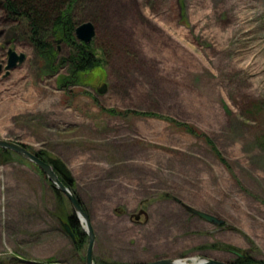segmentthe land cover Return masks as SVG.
<instances>
[{"label": "rangeland", "instance_id": "rangeland-1", "mask_svg": "<svg viewBox=\"0 0 264 264\" xmlns=\"http://www.w3.org/2000/svg\"><path fill=\"white\" fill-rule=\"evenodd\" d=\"M74 13L95 26L100 59L76 81L66 42L50 41L47 59L0 9V139L66 164L95 264L234 262L227 248L264 261V0H80ZM9 49L26 60L6 76ZM60 196L32 162L0 151V264H86L89 238L75 247Z\"/></svg>", "mask_w": 264, "mask_h": 264}, {"label": "trees", "instance_id": "trees-1", "mask_svg": "<svg viewBox=\"0 0 264 264\" xmlns=\"http://www.w3.org/2000/svg\"><path fill=\"white\" fill-rule=\"evenodd\" d=\"M80 0H1L0 9H4L12 20L24 21L28 29V37L32 45L47 59H52L53 51L50 41L55 38H60L61 41L66 42L72 49V54L63 61V66L69 67V72L75 76L74 81L79 74L91 71L97 68L100 64V59L94 54L91 44H84L77 40L75 31L79 22L75 17V6ZM81 22V21H80ZM85 22V21H84ZM72 79L62 78L61 84L63 89H67L72 84ZM115 113V111H111ZM190 134L205 138L208 144L216 151V146L213 141L205 136L189 124H181ZM25 146L24 144H21ZM28 148L27 146H25ZM29 149V148H28ZM30 150V149H29ZM2 154H9L11 151L1 149ZM32 151V150H30ZM13 153V152H12ZM38 157L46 162H49L60 179L68 184L72 190L77 194L76 180L66 166V164L58 157L52 158L45 155L43 152H33ZM222 162L225 160L217 152ZM44 175V174H43ZM45 176V175H44ZM46 178V177H45ZM47 179V178H46ZM48 180V179H47ZM49 182V181H48ZM55 194L60 196V192L52 185ZM78 196V194H77ZM79 197V196H78ZM65 223H68L72 232L75 235V247L81 249L86 242L88 235L84 231L80 220L73 210L64 216ZM89 238V237H88ZM245 259L237 258L233 264H264V261H257L252 256L245 253ZM20 260V259H19ZM14 264V263H13Z\"/></svg>", "mask_w": 264, "mask_h": 264}, {"label": "water", "instance_id": "water-1", "mask_svg": "<svg viewBox=\"0 0 264 264\" xmlns=\"http://www.w3.org/2000/svg\"><path fill=\"white\" fill-rule=\"evenodd\" d=\"M95 35H96V28L91 22H85L79 25L75 31L76 38L84 44H91L95 38ZM25 60H26V55L24 53H18L14 51L13 49H9L8 50V62H7V65L5 66L6 76L10 74L11 70H14L18 66L22 65L25 62ZM2 70H3V66L0 65V73L2 72ZM106 90H107L106 85H103L101 88L98 89V92L100 94H104ZM0 148L11 151L17 155L24 157L30 162H32L36 167L39 168L40 171L44 173V175L47 177L49 182L58 191H60L62 194H64L68 198L72 206L73 212L77 215L84 231L89 237V244H88L87 253H86V264H95L94 247H95V241H96V234H95L94 228L91 223L90 215L87 209L84 207L82 201L77 196V194L72 190V188L68 184L64 183V181L60 179L59 175L56 173L53 166L49 162L44 161L43 159L38 157L35 153L27 149L25 146L19 143L12 142V141L0 139ZM175 200L178 203H182L179 199H175ZM182 206L188 213L192 214L193 216L199 217L200 219L208 223H211L215 226L224 227V225L226 224L225 220L215 215L200 211L184 203H182ZM145 213L146 212L144 210H140L138 213L133 214L132 218H134L135 221H140V218L143 215H145ZM61 223H62V226L65 232L72 239V241L76 243L75 235L72 232V229L70 228L69 224L65 222H61ZM84 223H86V226H84ZM225 251L236 255L238 258H242V259L246 258V255L238 251L237 249L227 248L225 249ZM147 264H233V263L218 261L214 259L201 258L191 263H188L186 261L184 262L182 259H160L158 261L147 263Z\"/></svg>", "mask_w": 264, "mask_h": 264}, {"label": "bare ground", "instance_id": "bare-ground-1", "mask_svg": "<svg viewBox=\"0 0 264 264\" xmlns=\"http://www.w3.org/2000/svg\"><path fill=\"white\" fill-rule=\"evenodd\" d=\"M84 226H86V223H84ZM196 260H197V259H195V260H194V259H192V262H193V261H196ZM183 261L185 262V260H183ZM186 262H187V261H186Z\"/></svg>", "mask_w": 264, "mask_h": 264}, {"label": "flooded vegetation", "instance_id": "flooded-vegetation-1", "mask_svg": "<svg viewBox=\"0 0 264 264\" xmlns=\"http://www.w3.org/2000/svg\"><path fill=\"white\" fill-rule=\"evenodd\" d=\"M225 228V227H224Z\"/></svg>", "mask_w": 264, "mask_h": 264}]
</instances>
